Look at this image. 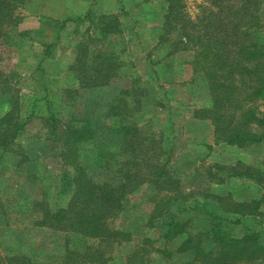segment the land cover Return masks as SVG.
<instances>
[{
  "label": "trees",
  "instance_id": "16d2710c",
  "mask_svg": "<svg viewBox=\"0 0 264 264\" xmlns=\"http://www.w3.org/2000/svg\"><path fill=\"white\" fill-rule=\"evenodd\" d=\"M25 1L0 0V44L3 38L15 33L20 19L16 9ZM166 1L157 42L168 39L169 48L158 61L179 51L192 52L186 62L205 84L189 94L199 99L204 93L209 99L207 105L191 108L192 117L208 120L217 142L239 147L264 142V112L255 105L257 98H264V15L262 19L260 9L263 0H226L224 5L225 0H216L219 10L196 21L183 20L181 0ZM103 20L99 17V21ZM4 23L8 26L4 27ZM169 24L171 28L179 26L173 39L163 33L169 31ZM113 26L111 20L104 22L99 31L112 35L116 32ZM110 38H88L78 44L67 67V82L72 79L76 88H64L58 95L47 92L34 100L32 112L25 116L37 115V107L43 101L39 111L43 114L44 140L51 147H58L71 167L70 174H63L69 198L56 209L44 200L31 202L34 225L16 229L18 242L27 231L42 229L48 230L47 234L55 240L45 250L36 237L33 244L25 245L26 253L20 251L24 247L20 243L18 254L13 258L7 255L6 264H45L49 258L52 264H109L116 258L113 250L131 240L132 231L109 228L108 219L126 211L130 195L142 187L147 191L145 200L152 204L144 227L156 237L145 235L143 241L150 249H138L131 256H124V264H137L139 258L140 264H151L155 256L171 259L172 264H264L261 231L246 226L244 233L235 235L224 225L239 221L238 217L233 220L231 204L241 206L236 209L241 216H253L261 214L264 200L231 202L228 195H209L199 183L190 187L192 180L185 181L178 175L173 178L172 157L166 149L172 147L165 142L168 139L143 133L139 123L138 114L145 105L152 106L156 101L145 95L148 85L141 76H136L127 89L106 99L75 100L89 91L110 88L111 79L126 73L117 56L119 51H111ZM93 40L105 47L91 46ZM2 81L0 92L11 97L10 109L0 118V148L10 151L24 130L25 120L19 111L18 96L11 93L13 80L3 76ZM81 103L86 111L79 115L74 108L80 109L77 107ZM89 150L91 159L83 163L81 156ZM120 151L125 154L123 157L119 156ZM166 154L168 157H164ZM211 168L216 177L222 173L219 183L230 175L264 184V170L240 160L228 168L211 165L209 173ZM35 226L38 228L34 229ZM155 242L162 244L155 247ZM108 246L110 252L105 248Z\"/></svg>",
  "mask_w": 264,
  "mask_h": 264
},
{
  "label": "rangeland",
  "instance_id": "374dc122",
  "mask_svg": "<svg viewBox=\"0 0 264 264\" xmlns=\"http://www.w3.org/2000/svg\"><path fill=\"white\" fill-rule=\"evenodd\" d=\"M215 1L181 0L183 20L196 21L211 11H218ZM226 3L225 0L223 5ZM166 5V0H26L18 5L16 11L20 19L13 31L15 33L3 38L0 44V85L3 84V76L13 80L11 93L19 98V111L25 126L10 151L0 148V264H6L7 255L13 258L18 254L20 243H24L20 251L26 253L28 249L25 245L33 244L36 237L40 240L38 245H42L40 248L45 250L55 240L44 229L27 231L20 242L16 237V229L34 225L33 200H44L51 209L66 204L69 193L67 178L63 174L65 171L71 173V167L60 155V149L51 147L52 144L44 140L46 134L41 126L43 114L39 111L43 109V101L37 107V115L25 116L32 112L34 100L47 92L58 95L64 88H76L77 83L72 79L67 82V67L74 58L78 44L88 38L112 37L109 40L111 51H119L117 56L124 63L126 73L111 79L110 88L89 91L75 100H84L85 97L95 101L106 99L115 92L127 89L136 76H141L144 84L146 82L148 85L145 95L147 98L154 97L156 101L152 106L145 105L146 108L138 114L139 123L143 126V133L168 139L164 140L172 147L166 149L172 157L170 169L173 178L178 175L185 181L192 180L190 187L199 183L209 195H228L231 202L264 200L263 183L230 175L224 183H219L222 173L219 172L216 177L214 168H211L212 173L208 172L211 165L228 168L239 160L264 170V142L243 147L217 142L209 121L192 117L191 108L207 105L209 99L204 93L199 99L189 94L190 90L200 89L205 84L186 62L191 51H179L158 61L169 48L168 39L159 44L156 38L160 34L157 29L163 26L162 16ZM260 9L263 19L264 0ZM67 15L84 18L64 22ZM99 17H104V20L99 21ZM110 20L116 32L112 35L100 32L104 22ZM3 26L8 25L4 23ZM172 26L175 28L170 26L169 31L163 30L171 39L176 36L175 29L179 27ZM91 46L105 47L95 40ZM8 97L11 96L0 92V118L10 109ZM255 103L259 111L264 112V98H257ZM78 106L80 109L74 110L81 115L86 107L82 103ZM103 112L100 111L101 114ZM90 152L92 150L81 156L83 163L91 159ZM124 155L120 151L119 156ZM166 155L164 157H168ZM146 192L142 187L130 195L126 211L108 219L109 228H129L132 231L131 240L123 241L113 250L112 255L116 258L109 264H124V256H131L138 249H150L149 244L143 241L144 236L155 238L156 235L144 227L147 212L152 207L145 200ZM231 206L235 212L233 220L238 217L239 221L224 223L225 228L232 234L240 235L249 226L261 231V241L264 243V202L260 207L261 214L253 216L243 217L236 210L241 206ZM199 212L204 214L202 210ZM161 244L155 242L153 246ZM105 248L110 252V246ZM52 261L49 258L45 264H52ZM136 263L140 264V258ZM151 264H172V260L155 256Z\"/></svg>",
  "mask_w": 264,
  "mask_h": 264
},
{
  "label": "crops",
  "instance_id": "0c3cea01",
  "mask_svg": "<svg viewBox=\"0 0 264 264\" xmlns=\"http://www.w3.org/2000/svg\"><path fill=\"white\" fill-rule=\"evenodd\" d=\"M71 11H73L72 9H71ZM99 15V14H98ZM78 17V15H67L66 17H65V19L66 18H68V20H76L75 18H77ZM159 36V34H157V36H156V38Z\"/></svg>",
  "mask_w": 264,
  "mask_h": 264
}]
</instances>
